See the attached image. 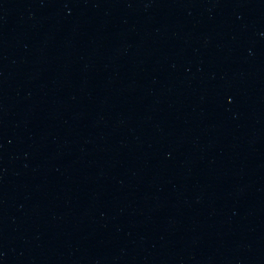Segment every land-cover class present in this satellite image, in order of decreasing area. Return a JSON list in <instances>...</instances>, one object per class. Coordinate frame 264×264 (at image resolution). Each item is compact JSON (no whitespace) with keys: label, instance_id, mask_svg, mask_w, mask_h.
I'll return each mask as SVG.
<instances>
[{"label":"water","instance_id":"1","mask_svg":"<svg viewBox=\"0 0 264 264\" xmlns=\"http://www.w3.org/2000/svg\"><path fill=\"white\" fill-rule=\"evenodd\" d=\"M0 264H264V0H0Z\"/></svg>","mask_w":264,"mask_h":264}]
</instances>
